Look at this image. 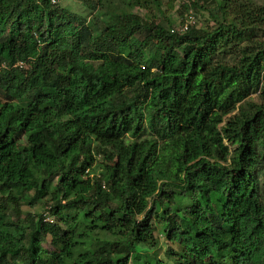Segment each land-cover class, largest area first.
<instances>
[{"label":"trees","instance_id":"obj_1","mask_svg":"<svg viewBox=\"0 0 264 264\" xmlns=\"http://www.w3.org/2000/svg\"><path fill=\"white\" fill-rule=\"evenodd\" d=\"M60 2L0 0V264H264V3Z\"/></svg>","mask_w":264,"mask_h":264},{"label":"rangeland","instance_id":"obj_2","mask_svg":"<svg viewBox=\"0 0 264 264\" xmlns=\"http://www.w3.org/2000/svg\"><path fill=\"white\" fill-rule=\"evenodd\" d=\"M93 1L98 0H63L60 2V5L62 7H67L72 11H76L79 13L87 14L90 11L89 3H92ZM120 2V0H118ZM161 2V10L159 9H146L145 7H136L134 10L142 15H156L158 21H162L166 26L174 25L173 27L175 29H180L183 24L186 22H194L193 24L197 27H212L216 24L215 17H218L220 19L223 18V13L220 11V8L218 6V2L220 0H159ZM257 3H264V0H255ZM192 24V25H193ZM259 36L261 39H264V30L259 31ZM253 97H257V94H252ZM99 158H102V155L98 156ZM104 158V157H103ZM102 158V159H103ZM42 200L37 201L33 204V206L24 205L23 208L25 211H32L35 214L37 212L43 214L45 212L46 205L41 202ZM69 211V210H68ZM78 212V208L74 206L73 211H69V216L66 218L71 221L73 220L72 217ZM45 219L48 221L53 222H59L60 225H62L64 228H66L67 223L65 222V219H61V216L56 215L49 216L45 215ZM163 227H159L157 236L159 237V244L153 248L152 250L148 252L142 253H133L132 258L133 259H139L142 260L144 258H147L152 261L153 264H158L159 260H163L166 262L172 263L170 259L168 258L167 252L169 249V246H171L170 241L167 240L165 235L162 233ZM99 229L97 228V231ZM100 237L103 238H112V236H109L105 233H100ZM53 236L48 234L45 237V240L43 242V247L47 250H53L56 247H58L57 243H54ZM147 253V255H146ZM142 255V256H141ZM154 255V256H153ZM155 257V258H154ZM18 264H24L22 261ZM133 264V263H132Z\"/></svg>","mask_w":264,"mask_h":264},{"label":"built area","instance_id":"obj_3","mask_svg":"<svg viewBox=\"0 0 264 264\" xmlns=\"http://www.w3.org/2000/svg\"><path fill=\"white\" fill-rule=\"evenodd\" d=\"M60 1H63V0H51V2L53 4H56V3H59ZM194 22H186L185 24H183L181 26V28L179 29V31L181 32H185L186 30H188L189 26L192 25Z\"/></svg>","mask_w":264,"mask_h":264}]
</instances>
